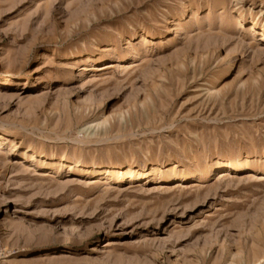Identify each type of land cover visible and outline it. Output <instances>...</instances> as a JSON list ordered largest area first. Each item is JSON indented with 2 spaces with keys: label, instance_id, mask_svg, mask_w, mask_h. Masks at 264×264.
Masks as SVG:
<instances>
[{
  "label": "rangeland",
  "instance_id": "1",
  "mask_svg": "<svg viewBox=\"0 0 264 264\" xmlns=\"http://www.w3.org/2000/svg\"><path fill=\"white\" fill-rule=\"evenodd\" d=\"M0 264H264V0H0Z\"/></svg>",
  "mask_w": 264,
  "mask_h": 264
},
{
  "label": "bare ground",
  "instance_id": "2",
  "mask_svg": "<svg viewBox=\"0 0 264 264\" xmlns=\"http://www.w3.org/2000/svg\"><path fill=\"white\" fill-rule=\"evenodd\" d=\"M112 67H114V66H106V67H104V69H107V68H112ZM122 68V67H121ZM222 175V174H221ZM224 176H226V174L224 175Z\"/></svg>",
  "mask_w": 264,
  "mask_h": 264
}]
</instances>
